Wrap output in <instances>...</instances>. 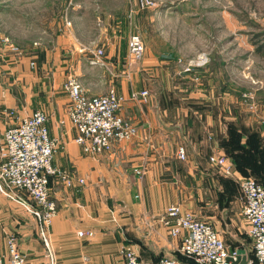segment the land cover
<instances>
[{"label":"crops","instance_id":"crops-1","mask_svg":"<svg viewBox=\"0 0 264 264\" xmlns=\"http://www.w3.org/2000/svg\"><path fill=\"white\" fill-rule=\"evenodd\" d=\"M113 38L90 47L104 50L101 60L105 63L121 64L128 46L123 50L117 37ZM81 45L74 29L66 26L52 44L34 42L20 55L8 47L2 50L0 145L10 126L42 110L48 115L50 136L57 143L54 165L85 178V184L75 181L68 186L58 176L50 179L51 195L57 203L48 230L52 254L39 219L28 205L0 191V254L7 256L8 240L15 237L27 264H123L124 246H131L146 260L174 257L181 237L172 236L161 222L172 204L211 222L230 248H247L242 242L243 221L235 211L241 206L234 196L241 192L242 180L255 174L249 165L242 171L234 155L252 154L248 162L262 165L264 86L256 81L247 90L232 82L226 86V81L219 75L215 78L207 68L206 74L202 70L201 89H181L184 97L178 101L156 105L152 96L148 103L132 99L134 80L130 83V75H121V113L137 125L138 134L129 141H115L110 152L93 155L75 140L77 130L68 116L70 97L64 84L74 70L87 94L97 95L106 93L112 80L106 73L81 77ZM164 62L152 60L154 65ZM170 91L177 93L169 90L164 95ZM252 133L259 136L255 148L248 143ZM181 146L184 159L178 154ZM212 155H224L233 164L234 173L224 175L210 162ZM261 177L264 182V173ZM8 192L36 208L27 193L16 189ZM88 229L94 231L92 237L78 235Z\"/></svg>","mask_w":264,"mask_h":264},{"label":"rangeland","instance_id":"rangeland-1","mask_svg":"<svg viewBox=\"0 0 264 264\" xmlns=\"http://www.w3.org/2000/svg\"><path fill=\"white\" fill-rule=\"evenodd\" d=\"M151 1L155 6L139 9L137 0H0V38L8 37L23 49L32 47L34 42L52 44L66 26L73 28L82 43L78 50L82 53L81 77L106 73L112 80L107 92H118L120 76L135 74L128 77L135 84L130 96L134 91L148 90L146 101L131 97L143 103H148L151 96L156 105L176 102L184 97V91L179 90L201 89L202 70L206 74L207 68L215 78L219 75L226 81V86L232 82L247 90L254 81L264 86V0ZM67 21L72 25L68 26ZM135 32L143 35L146 44L144 56L135 63L128 62V51L121 64H108L94 56L90 47L94 42L102 45L103 40L112 42L116 36L120 48L125 50ZM202 54L207 63L198 66L196 61ZM153 59L166 62L154 65ZM190 61L194 62L192 71L185 72ZM71 75L79 78L74 70L68 77ZM137 77L140 83L136 82ZM169 90L177 93L164 95ZM242 193L238 191L234 196L242 207L235 211L244 225L242 242L251 254L253 241L243 215ZM222 216L227 218L226 211ZM174 257L187 261L179 250Z\"/></svg>","mask_w":264,"mask_h":264},{"label":"built area","instance_id":"built-area-1","mask_svg":"<svg viewBox=\"0 0 264 264\" xmlns=\"http://www.w3.org/2000/svg\"><path fill=\"white\" fill-rule=\"evenodd\" d=\"M139 9L155 6L151 0H137ZM133 14V11H132ZM71 25V21H67ZM37 44V42H36ZM8 47L15 55L23 50L8 37L0 38V58L3 49ZM146 51V44L140 32L133 33L128 43V62L135 63ZM96 58L105 54L102 48L93 51ZM99 62V60H96ZM193 61L185 65V72L192 71ZM207 63L206 55L199 56L196 65ZM35 66V62L31 63ZM70 101L68 116L77 130L75 138L78 144L86 145L93 155L110 152L115 141H129L138 134V127L121 113L123 97L115 89L104 94L88 95L77 76H69L64 84ZM134 99L146 101L148 90L133 92ZM56 140L50 136L48 115L34 111L17 124L10 126L0 145V191L28 205V209L39 219V227L49 253L48 230L52 218L57 213V203L51 195V177L58 176L68 186L75 181L85 184V178L74 176L54 165ZM179 157L185 158V149L178 150ZM210 162L224 175L234 173L233 164L224 155H212ZM16 189L27 193L37 205L31 207L22 197L14 198L8 190ZM244 197L243 215L248 223V233L253 241L252 253L247 264H264V185L254 177H246L241 182ZM161 222L169 229L172 236L181 237V252L187 261L175 257H163L146 260L139 256L131 246H124L121 254L123 264H232L228 258L237 259V249L230 248L214 228L211 222L199 218L194 212L183 210L180 204H172L165 209ZM79 236L92 237L93 230H80ZM0 264H27L26 256L18 247L15 237L8 240V254H0Z\"/></svg>","mask_w":264,"mask_h":264},{"label":"trees","instance_id":"trees-1","mask_svg":"<svg viewBox=\"0 0 264 264\" xmlns=\"http://www.w3.org/2000/svg\"><path fill=\"white\" fill-rule=\"evenodd\" d=\"M235 136H233L234 139ZM259 142V136L256 133H252L249 135L248 137V143L250 144V147H254L256 145H258ZM234 143V142H233ZM252 154L251 155H234L235 161L238 165V167L242 170V171H246L245 166L249 165L251 168L252 173H254L258 178L257 179L260 183H262L264 185V182H262L263 177H261V175L264 173V160L262 161V165L261 166H254L252 164V162H248L249 158H252ZM247 173V172H246ZM251 177V176H248ZM261 177V178H260ZM261 179V180H260ZM192 264H194V261H191Z\"/></svg>","mask_w":264,"mask_h":264},{"label":"water","instance_id":"water-1","mask_svg":"<svg viewBox=\"0 0 264 264\" xmlns=\"http://www.w3.org/2000/svg\"><path fill=\"white\" fill-rule=\"evenodd\" d=\"M238 257L237 259H233L231 257L228 258V262L232 261V264H247L250 258V252L247 248L242 247L237 250Z\"/></svg>","mask_w":264,"mask_h":264}]
</instances>
